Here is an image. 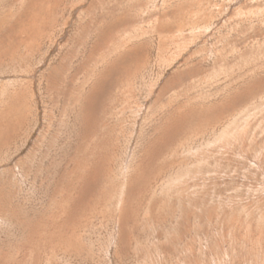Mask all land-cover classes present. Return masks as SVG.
Segmentation results:
<instances>
[{
	"label": "rangeland",
	"instance_id": "obj_1",
	"mask_svg": "<svg viewBox=\"0 0 264 264\" xmlns=\"http://www.w3.org/2000/svg\"><path fill=\"white\" fill-rule=\"evenodd\" d=\"M0 264H264V0H0Z\"/></svg>",
	"mask_w": 264,
	"mask_h": 264
}]
</instances>
